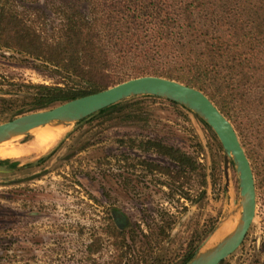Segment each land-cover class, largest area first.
<instances>
[{
  "label": "rangeland",
  "instance_id": "rangeland-1",
  "mask_svg": "<svg viewBox=\"0 0 264 264\" xmlns=\"http://www.w3.org/2000/svg\"><path fill=\"white\" fill-rule=\"evenodd\" d=\"M45 4L34 5L41 22ZM77 83L0 46V123L33 112L34 86ZM36 132L9 144H28ZM146 139L182 148L202 175L177 173L172 161L138 147ZM224 159L218 136L198 114L158 96H134L109 115L72 123L48 148H31L19 167L0 163V264H185L186 255L216 245L240 219L239 175L231 159L226 176ZM257 192L253 225L220 264H264V200L258 186ZM111 221L126 232L129 247L117 249ZM94 239L100 249L90 255Z\"/></svg>",
  "mask_w": 264,
  "mask_h": 264
},
{
  "label": "trees",
  "instance_id": "trees-1",
  "mask_svg": "<svg viewBox=\"0 0 264 264\" xmlns=\"http://www.w3.org/2000/svg\"><path fill=\"white\" fill-rule=\"evenodd\" d=\"M39 1L0 0V46L42 60L78 83L34 86L31 111L141 75L183 82L204 91L235 124L264 200V0H46L42 22L34 7ZM138 147L169 159L177 173L202 175L194 156L176 145L146 139ZM109 227L123 250L126 232L112 221ZM167 229L162 225L160 233L166 236ZM99 249L96 239L88 246L90 255Z\"/></svg>",
  "mask_w": 264,
  "mask_h": 264
},
{
  "label": "water",
  "instance_id": "water-1",
  "mask_svg": "<svg viewBox=\"0 0 264 264\" xmlns=\"http://www.w3.org/2000/svg\"><path fill=\"white\" fill-rule=\"evenodd\" d=\"M152 95L166 98L198 114L216 133L225 152L228 177L230 160L236 165L240 186V219L232 232L219 243L196 251L185 264H220L244 242L258 212L256 177L251 161L232 122L202 90L159 75H141L53 107L20 115L0 123V145L33 131L50 127L65 128L97 114L128 98Z\"/></svg>",
  "mask_w": 264,
  "mask_h": 264
},
{
  "label": "bare ground",
  "instance_id": "bare-ground-1",
  "mask_svg": "<svg viewBox=\"0 0 264 264\" xmlns=\"http://www.w3.org/2000/svg\"><path fill=\"white\" fill-rule=\"evenodd\" d=\"M61 131L62 128L60 127L40 129L35 133L36 136L34 137V140L32 139V142L30 141V143L21 146H13L12 144H9L11 140L4 142L0 145V157L2 159H23L31 148H36L38 151L48 148L50 144L55 141V138ZM220 234L222 233H218L216 237Z\"/></svg>",
  "mask_w": 264,
  "mask_h": 264
}]
</instances>
